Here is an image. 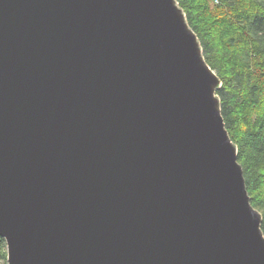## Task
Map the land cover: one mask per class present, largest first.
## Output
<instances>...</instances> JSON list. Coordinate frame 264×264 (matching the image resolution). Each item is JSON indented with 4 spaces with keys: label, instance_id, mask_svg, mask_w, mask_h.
<instances>
[{
    "label": "water",
    "instance_id": "95a60500",
    "mask_svg": "<svg viewBox=\"0 0 264 264\" xmlns=\"http://www.w3.org/2000/svg\"><path fill=\"white\" fill-rule=\"evenodd\" d=\"M220 84L176 0H0L7 264H264Z\"/></svg>",
    "mask_w": 264,
    "mask_h": 264
},
{
    "label": "trees",
    "instance_id": "16d2710c",
    "mask_svg": "<svg viewBox=\"0 0 264 264\" xmlns=\"http://www.w3.org/2000/svg\"><path fill=\"white\" fill-rule=\"evenodd\" d=\"M176 1L221 82V115L264 234V0ZM0 264H7L2 237Z\"/></svg>",
    "mask_w": 264,
    "mask_h": 264
}]
</instances>
